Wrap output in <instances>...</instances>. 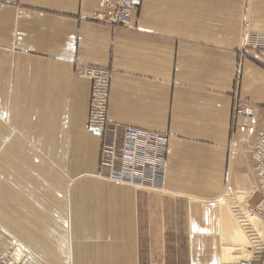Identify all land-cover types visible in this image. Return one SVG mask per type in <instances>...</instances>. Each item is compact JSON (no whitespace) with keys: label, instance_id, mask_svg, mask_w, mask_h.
<instances>
[{"label":"crops","instance_id":"crops-1","mask_svg":"<svg viewBox=\"0 0 264 264\" xmlns=\"http://www.w3.org/2000/svg\"><path fill=\"white\" fill-rule=\"evenodd\" d=\"M101 1L0 0V253L222 264L219 199L255 167L264 128V53L241 51L243 0H141L128 28L94 21ZM250 11L264 27V0ZM79 66L111 71V124L170 136L162 194L94 177L102 139L86 129ZM237 99L259 107L248 126Z\"/></svg>","mask_w":264,"mask_h":264},{"label":"built area","instance_id":"built-area-1","mask_svg":"<svg viewBox=\"0 0 264 264\" xmlns=\"http://www.w3.org/2000/svg\"><path fill=\"white\" fill-rule=\"evenodd\" d=\"M141 0H102L101 8L93 20L112 26L128 28L135 22V14L141 7ZM242 38L247 39L243 49L261 48L264 34L252 30L244 21ZM77 74L92 81V91L86 129L96 132L102 139L99 179L128 185L138 190L159 191L163 189L168 163L170 136L164 133L113 125L109 122V103L112 73L110 70L79 66ZM239 75L237 76V80ZM259 108L248 101L237 99L234 115L243 126H248L258 115ZM257 185L255 193L260 196L256 205L247 203L241 210L240 222L253 241L248 255L236 264H264V241L253 228L248 215L264 222V130L257 137L253 150ZM250 197V198H251ZM7 251L0 255V264H21Z\"/></svg>","mask_w":264,"mask_h":264},{"label":"bare ground","instance_id":"bare-ground-1","mask_svg":"<svg viewBox=\"0 0 264 264\" xmlns=\"http://www.w3.org/2000/svg\"><path fill=\"white\" fill-rule=\"evenodd\" d=\"M254 26L252 28L253 31H258L264 34V27L261 26L254 27ZM241 41H242V46L247 43V39L242 38V36H241ZM96 134L99 135L98 133ZM94 177L99 178V176L98 175L96 176V174L94 175ZM240 177L241 178L238 180H232L230 178L231 186L225 190V192L223 193V197L219 199V203L221 205V213H222L221 216L223 217V222H222L223 241H222V250H221L222 264H236L239 259L247 257L249 253L248 248L249 246L253 245V241L249 238L248 234L246 233L245 229L243 228L240 222V216L242 214L241 210H245V207L243 206L244 203L248 201V199L255 193V187L253 189L251 188L250 186L251 180L249 179V176L244 175ZM119 185H123V184H119ZM123 186H128V185H123ZM159 191H162V189ZM248 217L253 228L256 230L260 238L264 241V222L254 216H251L250 214L248 215ZM2 254L4 253H0V255ZM20 254L22 255L21 252ZM14 256L16 260H18L21 264H26L19 256V253L16 252Z\"/></svg>","mask_w":264,"mask_h":264},{"label":"rangeland","instance_id":"rangeland-1","mask_svg":"<svg viewBox=\"0 0 264 264\" xmlns=\"http://www.w3.org/2000/svg\"><path fill=\"white\" fill-rule=\"evenodd\" d=\"M250 8H251V0H243V8H242V10H243V12H242V27H243V23H244V21H247V22H249L250 24H251V26H252V28H253V24H252V22H251V20H250ZM245 9H247L246 11H245ZM254 27H259V26H254ZM256 33H260V32H258V31H255ZM241 36H242V31H241ZM264 42V41H263ZM261 48H258V49H252V48H249V49H243V50H241L242 52H247V51H257V52H261V53H264V43H261ZM243 101H246V100H243ZM249 102V101H248ZM250 104H252L251 102H250ZM254 105V104H253ZM235 106V105H234ZM256 106V105H255ZM258 107V106H257ZM259 108V107H258ZM264 130V128L262 129V131ZM257 141V140H256ZM252 157V156H251ZM250 159H252V158H250ZM100 162H101V156H100ZM250 164L252 165L251 167V172H250V174L248 173V175H246V176H249V179L251 180V188L253 189L256 185H257V175H256V172H255V167H254V165H253V163H252V161L250 160ZM245 165H247V163H245ZM99 173H100V171H99ZM252 175V176H251ZM98 178V177H97ZM241 177H239V178H237L236 176H231V179L232 180H238V179H240ZM101 181H102V179H100ZM107 182V181H106ZM254 184H255V186H254ZM130 187V186H129ZM133 188V187H132ZM228 188V187H227ZM226 188V189H227ZM134 189V188H133ZM225 189V190H226ZM137 191H143V192H146V193H148V194H151V195H155V194H162L161 192H156V191H151V190H138V189H136ZM225 190H223V193L225 192ZM259 200H260V196L257 194L256 196H254V197H251V198H249L248 199V201H246L245 203H244V205H246L247 203H250L251 205H256L258 202H259ZM162 202V201H161ZM169 209V208H168ZM169 211H170V209H169ZM178 216V215H177ZM180 228H182V227H180ZM149 259H154V260H156V258L155 257H149Z\"/></svg>","mask_w":264,"mask_h":264}]
</instances>
